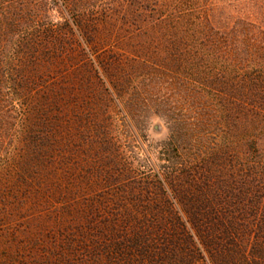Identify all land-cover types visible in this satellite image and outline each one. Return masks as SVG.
Listing matches in <instances>:
<instances>
[{
  "label": "rangeland",
  "instance_id": "rangeland-1",
  "mask_svg": "<svg viewBox=\"0 0 264 264\" xmlns=\"http://www.w3.org/2000/svg\"><path fill=\"white\" fill-rule=\"evenodd\" d=\"M190 29L264 44V0H0V264H57L89 207L158 177L200 91L176 55Z\"/></svg>",
  "mask_w": 264,
  "mask_h": 264
},
{
  "label": "trees",
  "instance_id": "trees-1",
  "mask_svg": "<svg viewBox=\"0 0 264 264\" xmlns=\"http://www.w3.org/2000/svg\"><path fill=\"white\" fill-rule=\"evenodd\" d=\"M180 44L194 118L169 124L157 178H129L134 202L88 208L57 264H264V44Z\"/></svg>",
  "mask_w": 264,
  "mask_h": 264
}]
</instances>
